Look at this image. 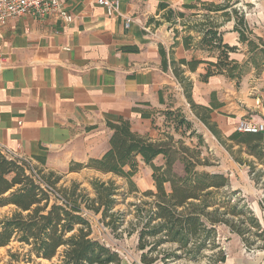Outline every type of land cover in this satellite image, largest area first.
I'll list each match as a JSON object with an SVG mask.
<instances>
[{
	"label": "crops",
	"instance_id": "obj_1",
	"mask_svg": "<svg viewBox=\"0 0 264 264\" xmlns=\"http://www.w3.org/2000/svg\"><path fill=\"white\" fill-rule=\"evenodd\" d=\"M224 2L130 0L121 2V17H108L95 0H62L71 23L54 15L10 20L0 29V148L33 160L63 190L77 185L90 198L93 191L85 185L100 176L115 178L87 165L107 152L108 124L120 120L136 135L160 142L175 132L174 114L184 115L204 127L215 152L232 160L238 145L228 139L237 133L236 123L246 117L264 120V0L250 2L247 41L240 42L233 21L219 27L222 44L236 48L229 60L240 66V80L215 74L202 81L216 55L196 47L200 33L176 26L190 15L200 18L201 8ZM124 18H131L127 28ZM181 61L200 64L190 71ZM173 68L191 84L194 110ZM201 117L221 141L227 138L229 154ZM259 137L264 146V133ZM137 162L138 169L147 167L140 158ZM252 212L264 232L257 202ZM217 232L219 238L227 235L221 264H264V241L248 246L227 227Z\"/></svg>",
	"mask_w": 264,
	"mask_h": 264
},
{
	"label": "trees",
	"instance_id": "obj_2",
	"mask_svg": "<svg viewBox=\"0 0 264 264\" xmlns=\"http://www.w3.org/2000/svg\"><path fill=\"white\" fill-rule=\"evenodd\" d=\"M229 1L226 0V3ZM205 8L217 13L226 6L210 5ZM234 31L239 34L240 42L247 41L250 31L244 18L237 21ZM262 46L264 48V44ZM196 47L216 55L215 63H207L202 81L215 74L241 79L240 66L229 60V55L235 53L236 48L222 44L219 26L206 29ZM180 64L194 71L200 62L181 61ZM172 72L194 110L190 100L191 84L181 77L176 68ZM172 116L169 114L168 117ZM177 117L181 116L174 114L173 123ZM199 120L230 153L215 127L205 117ZM108 128L112 135L107 152L101 159L90 161L87 167L123 180L127 188L125 196L138 193L132 181L138 170L137 158L152 171L154 191L142 194L151 201L132 204L136 223H130L132 228L128 232V235L134 232L138 235L136 248L141 253V264H170L169 261L179 260L181 256L196 261L205 250L217 248L216 227L219 225L227 226L248 246H252L256 239L264 241V232L253 214L241 207L236 208V204L229 207V198H218L219 192L229 186L226 176L195 172L194 164L184 160V175L180 177L173 171L174 152L169 142H152L138 136L123 120L108 124ZM228 140L238 146L244 145L247 154L257 158L264 150L259 134L235 133ZM158 158L162 161L159 166L154 164ZM90 185L93 198L78 192V186L72 185L68 190L60 191L69 206H59L35 185L22 164L9 161L0 153V208L13 209L9 215L0 216V248L15 242L21 250V253L8 251L7 264H19L20 261L37 264L38 260L50 263L55 260L52 264H121L122 260L116 252L91 238V225L83 216L84 211L101 214V221L107 220V227L113 232L118 230L122 226L123 215L111 211L119 189L112 180H93ZM227 215L237 218L236 222L228 221L225 218ZM246 222L249 227L245 226ZM251 237L255 239L251 240ZM171 245L175 248H166ZM153 255L155 258H152ZM159 255H162L161 259ZM218 257V263L225 261V253L220 251Z\"/></svg>",
	"mask_w": 264,
	"mask_h": 264
},
{
	"label": "rangeland",
	"instance_id": "obj_3",
	"mask_svg": "<svg viewBox=\"0 0 264 264\" xmlns=\"http://www.w3.org/2000/svg\"><path fill=\"white\" fill-rule=\"evenodd\" d=\"M252 1L253 0H230L229 3L224 2L222 6H226V8L217 13L211 12L207 8H201V13L199 15L200 18H192L193 16L190 15L186 17L185 23L181 22L176 24V26L182 27V31L198 32L201 35L206 29L213 26L226 27L228 26L227 23L231 21L236 25L241 17L245 20V16H247L249 11H253V6L250 4ZM184 117L185 116L183 115V117H177V121L174 120L172 131L175 132H171L173 134L168 137L169 140L167 139L164 141L169 142L168 144L174 152V173L182 177L184 175V160H188L194 164L195 172L222 174L228 178L229 186L219 192L218 198H229V207L236 204V208L241 207L249 214H253L252 210L256 202L259 204L260 209L264 211V151L259 154L260 158H257L248 155L246 152L247 149L244 145H239L238 149H235V151L232 152L230 156L232 158L231 160L224 151H222V154L215 152L213 144L216 143L199 122H186L183 120ZM222 142L230 150L231 144L227 142V138H224ZM233 145L236 144L233 142ZM223 149L225 150L226 148L224 147ZM154 164L157 166L161 165V158L156 159ZM43 176L46 179L48 178L47 180L52 183L56 189L63 192V189L56 186L51 178L47 177L44 173ZM97 180L102 182L112 180L119 189L117 195L114 196L116 202L111 213L122 214L123 223L118 230L113 232L105 225L107 220L104 222L101 221V214L95 215L91 211H86L85 218L91 225V238L99 241L112 251L116 252L122 260L121 264H141V253L138 252L136 248L138 235L135 232L128 235V232L132 228L130 223H136L132 204H138L142 200L146 202L151 201V199L142 196L146 191H154L151 179V169L140 165L137 175L132 178L138 191L137 194L133 195L125 196L127 188L125 182L121 179L100 176ZM84 187L88 192L93 191L91 185L87 184ZM12 210V207L0 208V216L9 215ZM220 211L222 212L223 210L220 209ZM225 218L228 221L236 222L237 220V218L231 215H227ZM222 226L227 227L225 225H219L216 227V249L205 250L196 261L181 256L182 258L179 260L169 261L170 264H221L217 261L219 258L218 253L220 251L225 253L223 246L224 243L227 242V235L223 234L220 235V238L218 237L217 228H222ZM245 226L249 227L250 225L246 222ZM254 239V237H251V240ZM166 248L173 249L175 246L171 245ZM8 251L11 253H21L19 245L15 242L11 243L8 247L0 248V264H7L9 260ZM152 258H155V256L153 255ZM158 258L161 259L162 255H159ZM54 262L55 260L51 263L38 260L36 263L52 264ZM19 264L24 263L20 261Z\"/></svg>",
	"mask_w": 264,
	"mask_h": 264
},
{
	"label": "built area",
	"instance_id": "obj_4",
	"mask_svg": "<svg viewBox=\"0 0 264 264\" xmlns=\"http://www.w3.org/2000/svg\"><path fill=\"white\" fill-rule=\"evenodd\" d=\"M123 1L130 0H95L106 16H120V4ZM57 16L65 23H71L73 17L63 8L62 0H0V29L5 27L10 20L30 16L35 19H44L49 16ZM125 19V27L131 23V18ZM235 131L239 134L258 135L264 133V120L262 122H254L250 117L240 119L235 125ZM0 153L9 161H16L19 165L25 167L26 174L32 179L41 191L46 193L50 200L62 207H68L69 204L63 194L51 185L43 176L33 160L18 156L10 152L7 148L1 147ZM86 211L83 212L85 217Z\"/></svg>",
	"mask_w": 264,
	"mask_h": 264
}]
</instances>
